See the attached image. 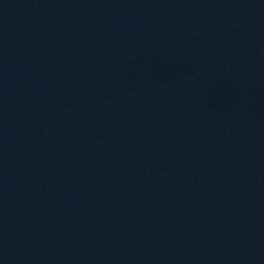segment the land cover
Here are the masks:
<instances>
[{"label": "water", "instance_id": "obj_1", "mask_svg": "<svg viewBox=\"0 0 264 264\" xmlns=\"http://www.w3.org/2000/svg\"><path fill=\"white\" fill-rule=\"evenodd\" d=\"M0 264H264V0H0Z\"/></svg>", "mask_w": 264, "mask_h": 264}]
</instances>
